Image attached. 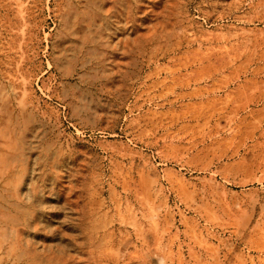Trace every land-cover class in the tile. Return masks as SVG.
<instances>
[{
	"label": "rangeland",
	"instance_id": "374dc122",
	"mask_svg": "<svg viewBox=\"0 0 264 264\" xmlns=\"http://www.w3.org/2000/svg\"><path fill=\"white\" fill-rule=\"evenodd\" d=\"M0 264H264V0H0Z\"/></svg>",
	"mask_w": 264,
	"mask_h": 264
}]
</instances>
